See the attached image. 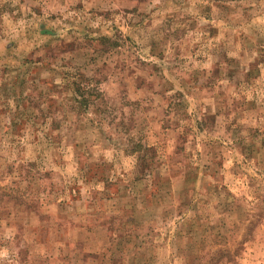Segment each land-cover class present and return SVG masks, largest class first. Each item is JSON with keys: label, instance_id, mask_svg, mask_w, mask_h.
Masks as SVG:
<instances>
[{"label": "rangeland", "instance_id": "374dc122", "mask_svg": "<svg viewBox=\"0 0 264 264\" xmlns=\"http://www.w3.org/2000/svg\"><path fill=\"white\" fill-rule=\"evenodd\" d=\"M0 264H264V0H0Z\"/></svg>", "mask_w": 264, "mask_h": 264}]
</instances>
